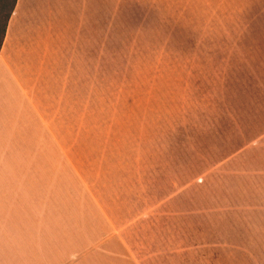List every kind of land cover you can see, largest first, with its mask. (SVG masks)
<instances>
[{
  "label": "rangeland",
  "instance_id": "374dc122",
  "mask_svg": "<svg viewBox=\"0 0 264 264\" xmlns=\"http://www.w3.org/2000/svg\"><path fill=\"white\" fill-rule=\"evenodd\" d=\"M59 1V72L36 93L66 152L0 170V246L22 243L23 179L59 210L89 195L136 249L180 234L186 264H264V0Z\"/></svg>",
  "mask_w": 264,
  "mask_h": 264
},
{
  "label": "crops",
  "instance_id": "0c3cea01",
  "mask_svg": "<svg viewBox=\"0 0 264 264\" xmlns=\"http://www.w3.org/2000/svg\"><path fill=\"white\" fill-rule=\"evenodd\" d=\"M66 7L60 8L59 0H16L8 19L0 47V170L51 169L54 155L56 159L66 152L48 124L50 117L39 109L43 102L36 93L51 88L44 74L57 78V31L60 20L68 17ZM258 141V148L264 147V134ZM249 149L242 148L222 165L233 163ZM40 185L22 179V243L12 246L3 238L0 264H152L153 260L186 264L188 248L180 234L178 241L163 242L158 250L136 249L123 237L127 225L116 226L97 202L98 210L93 209L84 189L81 199L78 194L72 198L75 209L59 210L58 201L52 199L57 189L52 183ZM169 196H162L148 211L163 213L173 197L182 195ZM159 229L161 238L173 230ZM11 248L18 251L13 262Z\"/></svg>",
  "mask_w": 264,
  "mask_h": 264
},
{
  "label": "trees",
  "instance_id": "16d2710c",
  "mask_svg": "<svg viewBox=\"0 0 264 264\" xmlns=\"http://www.w3.org/2000/svg\"><path fill=\"white\" fill-rule=\"evenodd\" d=\"M16 0H10L7 12L4 15V19L2 21V25H1V30H0V47L2 45V41L5 35V30H6V25L8 22V19L13 11L14 5H15Z\"/></svg>",
  "mask_w": 264,
  "mask_h": 264
}]
</instances>
